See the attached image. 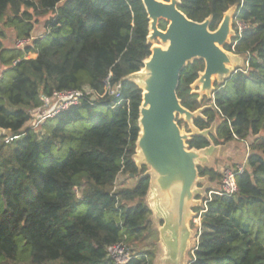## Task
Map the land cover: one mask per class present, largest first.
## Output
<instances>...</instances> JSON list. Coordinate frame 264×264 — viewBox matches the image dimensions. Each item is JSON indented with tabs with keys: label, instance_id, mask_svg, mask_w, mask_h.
Here are the masks:
<instances>
[{
	"label": "trees",
	"instance_id": "obj_1",
	"mask_svg": "<svg viewBox=\"0 0 264 264\" xmlns=\"http://www.w3.org/2000/svg\"><path fill=\"white\" fill-rule=\"evenodd\" d=\"M235 6V30L236 21L246 27L225 49L246 66L200 102L191 86L205 63L195 61L182 71L178 97L192 112L209 107L196 127L216 126L191 149L249 141L251 153L238 193L214 195L200 227L191 222L200 236L188 264H264V0H182L179 9L199 23L212 17L215 31ZM41 19L44 34L34 35ZM149 23L142 0H0V264H116L108 249L121 243L133 254L127 264L156 263L150 180L134 161L142 91L128 79L151 56ZM3 28L31 44L5 48ZM108 77L121 85L120 97L89 96L39 132L28 127L42 96L103 95ZM7 136L16 138L6 143ZM220 169L199 168L215 186L209 191L219 189ZM120 175L137 182L116 189Z\"/></svg>",
	"mask_w": 264,
	"mask_h": 264
},
{
	"label": "water",
	"instance_id": "obj_2",
	"mask_svg": "<svg viewBox=\"0 0 264 264\" xmlns=\"http://www.w3.org/2000/svg\"><path fill=\"white\" fill-rule=\"evenodd\" d=\"M142 2L150 22L147 41L152 48L141 71L128 77L142 91L134 161L138 169L147 168L143 178L150 180L146 201L152 221L160 225L164 250L157 264H188L187 255L197 234L191 222L211 189L208 178L200 177L199 168L213 167L212 161L224 153L226 145L190 148L194 137L210 139L216 126L203 131L196 127L195 119H204L209 107L195 112L186 109L178 89L182 71L195 61L205 63L204 72L191 86L200 102L204 97L213 99L216 85H225L246 66L244 56L225 49L236 36L233 21L239 7L226 12L218 29L211 31L212 17L202 23L190 20L179 9L182 0ZM162 22L167 23L165 30L160 28ZM179 121L188 129L180 127ZM4 134L0 129V136Z\"/></svg>",
	"mask_w": 264,
	"mask_h": 264
},
{
	"label": "built area",
	"instance_id": "obj_3",
	"mask_svg": "<svg viewBox=\"0 0 264 264\" xmlns=\"http://www.w3.org/2000/svg\"><path fill=\"white\" fill-rule=\"evenodd\" d=\"M236 33L241 35L244 31L246 25L240 21H236ZM31 40H22L16 41V48L23 49L26 45H30ZM4 69L0 68V79L2 78ZM106 91L105 94L99 95L95 94L90 89H85L84 91H69V92H57L54 93L52 97L42 96L43 105L37 110L31 111L30 115L32 118L31 127L39 132L43 124L51 118H54L59 113L68 110L73 106L79 105L83 100L87 99L89 96H92V100L103 99L106 96L111 97H120L121 85H111L110 77L107 78L106 82ZM6 135V132L5 134ZM16 138V137H15ZM11 136L6 137V143L12 142L14 139ZM243 146L245 147L246 157L243 163L236 164L233 166L226 167L222 173L221 185L219 189L209 191L207 197L203 199V206L200 207L201 211L197 212L198 216L195 220V225L200 227L202 215L207 211V204L212 200L214 195L218 196H235L239 189L237 185V177L243 174L247 170V159L251 153L249 141H243ZM200 233V229H198ZM197 235V234H196ZM195 235V237H196ZM200 234L197 235V240L199 239ZM196 249V248H195ZM194 252V251H193ZM110 258L114 260L116 264H127L132 255L131 252L127 249V246L124 243L112 246L108 249Z\"/></svg>",
	"mask_w": 264,
	"mask_h": 264
},
{
	"label": "rangeland",
	"instance_id": "obj_4",
	"mask_svg": "<svg viewBox=\"0 0 264 264\" xmlns=\"http://www.w3.org/2000/svg\"><path fill=\"white\" fill-rule=\"evenodd\" d=\"M43 23H44V19H41L40 23L37 26L38 30L36 31V33L34 35L41 36L44 34ZM2 30L6 34V38L3 39L4 47L7 49H10L13 47L16 48V43H15L16 39H14V45H13V39H12L14 31L10 30L8 28H3ZM156 43H158V42H156ZM31 123H32V118H31V121L28 123V127H31ZM38 131H40V130H38ZM245 157H246V152H245V147L243 146V143H241L239 145L227 144L225 146L224 153L221 156H219L218 158H216L215 160H213L211 163V166H213V165L218 166L219 165V168H221L220 169L221 173H223V170L226 167L243 163L245 160ZM136 182H137V178H133L132 176H127V175H120L118 180H117V183H116V189L133 187L136 184ZM192 222L195 224L194 221H192ZM153 227H154L153 232L154 231L157 232L158 238H159V227H160V225H158L157 223H155L153 221ZM193 231H195V230L193 229ZM153 239L156 240V235L153 236ZM150 249L155 250V247L152 246V247L145 248L143 250H150ZM156 253L159 256L158 259L161 260L163 258V255H164V250L162 248V245L160 244V238L156 242Z\"/></svg>",
	"mask_w": 264,
	"mask_h": 264
},
{
	"label": "crops",
	"instance_id": "obj_5",
	"mask_svg": "<svg viewBox=\"0 0 264 264\" xmlns=\"http://www.w3.org/2000/svg\"><path fill=\"white\" fill-rule=\"evenodd\" d=\"M13 45H14V39H15V33H13ZM16 43V42H15ZM14 48V47H13ZM215 135H216V132H215ZM213 166H215V165H213ZM207 183H210V182H207ZM211 184V189H215L214 187V184L213 183H210ZM160 254V253H159ZM158 255H157V259H156V263L155 264H157V262L159 261V259H158ZM163 257H164V255H163ZM187 261H189V257H188V255H187Z\"/></svg>",
	"mask_w": 264,
	"mask_h": 264
},
{
	"label": "flooded vegetation",
	"instance_id": "obj_6",
	"mask_svg": "<svg viewBox=\"0 0 264 264\" xmlns=\"http://www.w3.org/2000/svg\"><path fill=\"white\" fill-rule=\"evenodd\" d=\"M234 22H235V19H234V21H233V30H234V32H235V34H236V30H235V28H234ZM220 26V25H219ZM234 39V38H233ZM232 39V40H233ZM232 43V42H231ZM230 45V44H229ZM228 51V50H227ZM230 52V51H229Z\"/></svg>",
	"mask_w": 264,
	"mask_h": 264
}]
</instances>
